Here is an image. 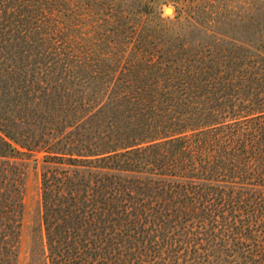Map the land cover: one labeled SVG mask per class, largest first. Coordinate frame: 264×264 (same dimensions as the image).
Returning <instances> with one entry per match:
<instances>
[{
	"label": "trees",
	"instance_id": "trees-1",
	"mask_svg": "<svg viewBox=\"0 0 264 264\" xmlns=\"http://www.w3.org/2000/svg\"><path fill=\"white\" fill-rule=\"evenodd\" d=\"M12 1V14L28 5ZM61 75L52 76L58 94L39 97L0 74V264L19 263L21 159L40 151L50 264H182L181 244L198 239L218 240L213 252L246 243L264 253L257 94L228 109L213 92L230 81L210 68L178 86L114 84L91 100Z\"/></svg>",
	"mask_w": 264,
	"mask_h": 264
},
{
	"label": "rangeland",
	"instance_id": "rangeland-1",
	"mask_svg": "<svg viewBox=\"0 0 264 264\" xmlns=\"http://www.w3.org/2000/svg\"><path fill=\"white\" fill-rule=\"evenodd\" d=\"M23 1L28 5L18 9L17 19L10 12L14 1L0 0V74L31 96H55L52 76L62 73L87 87L83 93L94 100L114 84L178 86L212 68L231 84L216 85L213 97L237 110L257 94L264 124V0ZM3 91L0 83V98ZM262 150L264 172V132ZM44 154L21 159L27 177L18 264H30L33 255L39 264H50L42 208ZM217 241L181 244V263L264 264V253L251 255L246 243L240 252H213L211 247H221Z\"/></svg>",
	"mask_w": 264,
	"mask_h": 264
},
{
	"label": "water",
	"instance_id": "water-1",
	"mask_svg": "<svg viewBox=\"0 0 264 264\" xmlns=\"http://www.w3.org/2000/svg\"><path fill=\"white\" fill-rule=\"evenodd\" d=\"M169 9H171V8L168 7V8L166 9V12L169 13V14H171V12H169Z\"/></svg>",
	"mask_w": 264,
	"mask_h": 264
},
{
	"label": "bare ground",
	"instance_id": "bare-ground-1",
	"mask_svg": "<svg viewBox=\"0 0 264 264\" xmlns=\"http://www.w3.org/2000/svg\"><path fill=\"white\" fill-rule=\"evenodd\" d=\"M169 12H171V9H169Z\"/></svg>",
	"mask_w": 264,
	"mask_h": 264
}]
</instances>
